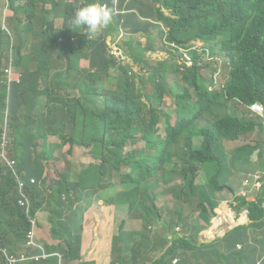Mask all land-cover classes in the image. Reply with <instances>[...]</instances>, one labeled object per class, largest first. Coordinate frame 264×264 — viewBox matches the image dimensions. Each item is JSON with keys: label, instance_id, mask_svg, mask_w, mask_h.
Segmentation results:
<instances>
[{"label": "clouds", "instance_id": "clouds-1", "mask_svg": "<svg viewBox=\"0 0 264 264\" xmlns=\"http://www.w3.org/2000/svg\"><path fill=\"white\" fill-rule=\"evenodd\" d=\"M48 1L0 0V212L16 220L0 231V264H264V97L227 109L236 73L242 86L264 81V0H65L63 64L46 54L27 72L13 63L10 23L40 16L36 35L52 42ZM124 14L134 28L118 23ZM102 45L108 57H93ZM95 72L116 94L110 117L121 74L145 79L150 94L162 87L159 134L177 125L171 150L183 157L172 183L151 170L162 182L146 199L104 168L92 129L73 145L58 132L60 111L86 102ZM174 184L195 187L200 201L162 194Z\"/></svg>", "mask_w": 264, "mask_h": 264}, {"label": "trees", "instance_id": "trees-1", "mask_svg": "<svg viewBox=\"0 0 264 264\" xmlns=\"http://www.w3.org/2000/svg\"><path fill=\"white\" fill-rule=\"evenodd\" d=\"M92 56L106 59L108 54L102 45L100 50L93 49ZM241 64L242 60H238L237 65ZM97 77L98 72L89 74L90 82L82 92L85 103L75 98L62 108L60 112L65 115V121L59 124L58 132L65 143L73 145L79 132L85 133L92 129L95 154L101 158L104 168L116 175L121 186L131 196L139 200L146 199L162 182L151 170L167 175L170 177L167 183H172L179 177L171 173V169L183 157L182 153L171 150V145L177 139V125L167 122L165 136L159 134L162 87L155 81V93L150 94L145 79H141V85H138L135 79L130 80L125 73L121 74L119 80L124 84L123 89L119 90L120 108L110 117L108 109L115 105L116 94L104 87ZM155 78L156 71L153 75ZM229 89L228 111L236 109L240 101L264 97V81L252 78L242 86L237 73ZM195 93L200 98L205 91L195 86ZM144 97L147 101H144ZM232 101L235 102L233 107L230 106ZM73 102L75 105H72ZM97 122L102 123L94 126ZM140 142L145 145L143 149L135 147ZM69 167L72 169L71 165ZM162 194L171 195L182 203L200 201L197 189L187 184H174L163 190ZM15 223L12 212H0V231Z\"/></svg>", "mask_w": 264, "mask_h": 264}, {"label": "crops", "instance_id": "crops-1", "mask_svg": "<svg viewBox=\"0 0 264 264\" xmlns=\"http://www.w3.org/2000/svg\"><path fill=\"white\" fill-rule=\"evenodd\" d=\"M52 5L51 12L43 19L44 22L52 24L54 33L52 42L42 40L36 35V29L41 21L40 16L22 14L17 21H11L10 23L13 24L11 30L15 38L13 63L19 65L27 72L28 70L36 69L39 58H44L46 54H48L55 66L63 64L60 54L67 50L70 41L61 42L57 34L62 27L67 25L65 0L59 2L52 0ZM15 7L18 8L19 4H16ZM155 18L159 20L157 13H155ZM118 23L130 25L131 28H134L133 25H135L127 21V15L125 14L119 16ZM81 29H76V32H80ZM153 57L156 56L154 55Z\"/></svg>", "mask_w": 264, "mask_h": 264}, {"label": "rangeland", "instance_id": "rangeland-1", "mask_svg": "<svg viewBox=\"0 0 264 264\" xmlns=\"http://www.w3.org/2000/svg\"><path fill=\"white\" fill-rule=\"evenodd\" d=\"M48 3V5L51 7V5H50V0L47 2ZM35 12L36 13H38V8H35ZM61 35H69V32L68 31H62L61 32ZM136 44V42L135 41H130V45H135ZM79 62H81L80 60H79ZM71 68L73 69L74 68V65H72L71 66ZM196 147H200V144H201V139L200 138H198V139H196ZM83 150H77L76 151V154H75V157H76V159H79V158H83Z\"/></svg>", "mask_w": 264, "mask_h": 264}]
</instances>
